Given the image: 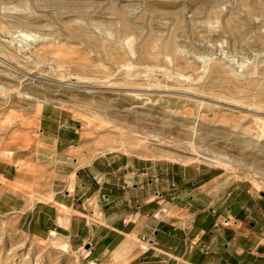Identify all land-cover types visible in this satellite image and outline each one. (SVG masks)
<instances>
[{
	"label": "rangeland",
	"instance_id": "obj_1",
	"mask_svg": "<svg viewBox=\"0 0 264 264\" xmlns=\"http://www.w3.org/2000/svg\"><path fill=\"white\" fill-rule=\"evenodd\" d=\"M43 108L46 134L71 139L72 166L124 155L210 170L205 187L264 196V0H0V170L14 179L0 174V194L26 204L52 202L60 178ZM52 204L64 225L71 208ZM184 215L173 207L164 220ZM141 246L134 234L119 256H94L136 264ZM84 248L0 213V264H88Z\"/></svg>",
	"mask_w": 264,
	"mask_h": 264
},
{
	"label": "crops",
	"instance_id": "obj_2",
	"mask_svg": "<svg viewBox=\"0 0 264 264\" xmlns=\"http://www.w3.org/2000/svg\"><path fill=\"white\" fill-rule=\"evenodd\" d=\"M51 117L52 113L43 108L40 134L44 144L54 147V154L49 152L60 176L53 181V201L26 204L7 191L0 194V213L17 216L27 232L39 237L54 230L71 244L89 245L91 257L110 250L112 253L126 236H148L154 243L142 252L136 264H264L263 195L248 190L235 193L237 188L227 194L229 191L218 187H205L214 177L209 175L210 170L163 164L142 166L124 155L99 164L93 159L72 166L65 152L71 139L61 140L58 130L52 138L46 134L44 125ZM71 160L76 162L75 157ZM65 167L71 169L65 171ZM0 174L14 180L5 170ZM93 200L100 221L93 220ZM52 203L71 208L64 225L58 222L62 215ZM172 206L189 214L179 225L164 220L174 217L169 216ZM152 212L157 219L145 220ZM231 215L237 220L235 228L214 227Z\"/></svg>",
	"mask_w": 264,
	"mask_h": 264
},
{
	"label": "bare ground",
	"instance_id": "obj_3",
	"mask_svg": "<svg viewBox=\"0 0 264 264\" xmlns=\"http://www.w3.org/2000/svg\"><path fill=\"white\" fill-rule=\"evenodd\" d=\"M17 33H18V35H17V37L18 36H21V37H24V38H27V37H29V35H27V34H25V33H23V32H21V31H17ZM15 37V36H14ZM43 99V98H42ZM39 104H41V103H43V102H45V101H41V100H39V98H38V101H37ZM36 102V103H37ZM37 103V104H38ZM44 104V103H43ZM42 105V104H41ZM41 105H39L40 107H41ZM37 106V105H36ZM38 106V107H39ZM10 153V152H9ZM198 158H202V159H204V160H209V161H215V163H217V164H220V165H223L224 163H223V161H222V159H221V157H215V159H211V158H208L207 156H200L199 155V157ZM198 158H195V157H190V158H188V160H195V159H198ZM212 158H213V156H212ZM49 233H51V231H49ZM52 238V241H53V243L56 245L57 244V240L58 239H55L54 237H51ZM132 237H130V236H127L126 237V239L112 252V255H117L116 253L119 251V249L120 248H123V247H126L128 244H129V240L131 239ZM55 239V240H54ZM132 241H133V239H132ZM59 248H57V249H59V250H63V251H67L68 250V246H69V244H68V242H62V243H59ZM132 246V245H131ZM141 248H145V246H141ZM127 249V248H126ZM129 249V248H128ZM147 249V248H146ZM122 250V249H121ZM130 250V249H129ZM84 252H85V254H87V253H89V249H85L84 248ZM130 252V251H129ZM128 252V253H129ZM120 253V252H119ZM123 253V252H122ZM125 255H126V253H124ZM123 255V254H122ZM117 256H119V255H117ZM113 257V256H112ZM112 259V258H111ZM114 260V259H113Z\"/></svg>",
	"mask_w": 264,
	"mask_h": 264
},
{
	"label": "built area",
	"instance_id": "obj_4",
	"mask_svg": "<svg viewBox=\"0 0 264 264\" xmlns=\"http://www.w3.org/2000/svg\"><path fill=\"white\" fill-rule=\"evenodd\" d=\"M227 194H230V191ZM231 224L232 225H236L237 224V220L235 219V217L233 215L228 216L227 218L223 219V221H219V222L215 223L214 227L216 229H219V228H222V227H230ZM140 240L142 242H144L145 244H148V248L145 251H147L154 243L153 239H151L150 237L145 236V235H140ZM90 253H91V251H89V253L85 254L82 257V259H87L88 258V261H87L88 264H97V260L98 259L96 257H91Z\"/></svg>",
	"mask_w": 264,
	"mask_h": 264
},
{
	"label": "water",
	"instance_id": "obj_5",
	"mask_svg": "<svg viewBox=\"0 0 264 264\" xmlns=\"http://www.w3.org/2000/svg\"><path fill=\"white\" fill-rule=\"evenodd\" d=\"M85 247H86V248H88V247H89V245H87V244H86V245H85Z\"/></svg>",
	"mask_w": 264,
	"mask_h": 264
}]
</instances>
